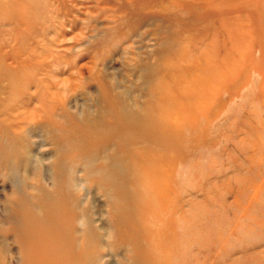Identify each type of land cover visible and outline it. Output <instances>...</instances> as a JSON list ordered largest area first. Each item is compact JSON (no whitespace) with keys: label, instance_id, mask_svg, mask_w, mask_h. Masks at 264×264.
<instances>
[{"label":"rangeland","instance_id":"obj_1","mask_svg":"<svg viewBox=\"0 0 264 264\" xmlns=\"http://www.w3.org/2000/svg\"><path fill=\"white\" fill-rule=\"evenodd\" d=\"M0 264H264V0H0Z\"/></svg>","mask_w":264,"mask_h":264},{"label":"bare ground","instance_id":"obj_2","mask_svg":"<svg viewBox=\"0 0 264 264\" xmlns=\"http://www.w3.org/2000/svg\"><path fill=\"white\" fill-rule=\"evenodd\" d=\"M149 223V222H148ZM150 226V225H149Z\"/></svg>","mask_w":264,"mask_h":264}]
</instances>
